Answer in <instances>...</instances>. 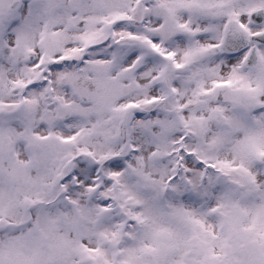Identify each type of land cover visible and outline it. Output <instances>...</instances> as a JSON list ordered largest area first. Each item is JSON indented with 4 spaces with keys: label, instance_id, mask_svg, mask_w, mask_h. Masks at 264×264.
I'll return each mask as SVG.
<instances>
[{
    "label": "snow or ice",
    "instance_id": "obj_1",
    "mask_svg": "<svg viewBox=\"0 0 264 264\" xmlns=\"http://www.w3.org/2000/svg\"><path fill=\"white\" fill-rule=\"evenodd\" d=\"M0 264H264V0H0Z\"/></svg>",
    "mask_w": 264,
    "mask_h": 264
}]
</instances>
